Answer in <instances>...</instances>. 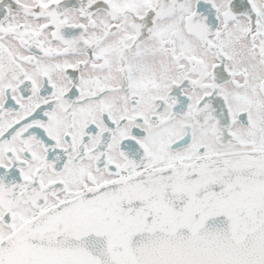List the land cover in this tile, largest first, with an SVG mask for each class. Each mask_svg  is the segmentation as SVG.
I'll return each mask as SVG.
<instances>
[{
  "label": "snow or ice",
  "instance_id": "obj_1",
  "mask_svg": "<svg viewBox=\"0 0 264 264\" xmlns=\"http://www.w3.org/2000/svg\"><path fill=\"white\" fill-rule=\"evenodd\" d=\"M0 264H264V0H0Z\"/></svg>",
  "mask_w": 264,
  "mask_h": 264
}]
</instances>
